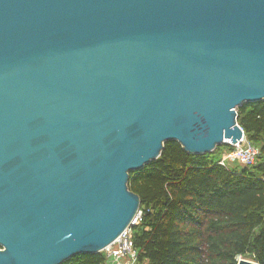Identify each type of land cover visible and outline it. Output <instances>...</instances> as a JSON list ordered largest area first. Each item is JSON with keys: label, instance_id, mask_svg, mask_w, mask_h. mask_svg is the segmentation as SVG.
Returning <instances> with one entry per match:
<instances>
[{"label": "water", "instance_id": "1", "mask_svg": "<svg viewBox=\"0 0 264 264\" xmlns=\"http://www.w3.org/2000/svg\"><path fill=\"white\" fill-rule=\"evenodd\" d=\"M256 102L264 0H0V264L105 251L131 172L238 143Z\"/></svg>", "mask_w": 264, "mask_h": 264}, {"label": "trees", "instance_id": "2", "mask_svg": "<svg viewBox=\"0 0 264 264\" xmlns=\"http://www.w3.org/2000/svg\"><path fill=\"white\" fill-rule=\"evenodd\" d=\"M237 113L247 139L260 149L255 165L219 164L229 145L194 155L169 141L159 159L130 173L142 211L133 227L136 264H238L247 255L264 264V102L246 103ZM106 261L103 251L63 264Z\"/></svg>", "mask_w": 264, "mask_h": 264}, {"label": "built area", "instance_id": "3", "mask_svg": "<svg viewBox=\"0 0 264 264\" xmlns=\"http://www.w3.org/2000/svg\"><path fill=\"white\" fill-rule=\"evenodd\" d=\"M219 160V164L231 167L233 163H240L244 167H250L257 163L260 149L253 145L244 134L242 140L236 144L229 143ZM142 219V211L134 221V225L127 228L124 233L109 247L105 249L107 254L106 264H136L138 251L134 247L133 227Z\"/></svg>", "mask_w": 264, "mask_h": 264}, {"label": "rangeland", "instance_id": "4", "mask_svg": "<svg viewBox=\"0 0 264 264\" xmlns=\"http://www.w3.org/2000/svg\"><path fill=\"white\" fill-rule=\"evenodd\" d=\"M215 156H217V155H215ZM243 167H244V165H242V164H240V163H233V164L231 165V168H232V169H236V170H241ZM242 258L247 259V260H249V261H255V260H254V257H253V256H250V255H247V256L242 257ZM240 259H241V258H240Z\"/></svg>", "mask_w": 264, "mask_h": 264}]
</instances>
